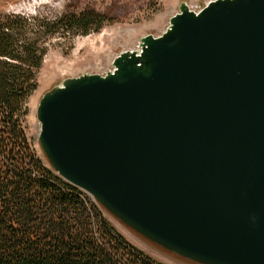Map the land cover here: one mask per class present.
Returning a JSON list of instances; mask_svg holds the SVG:
<instances>
[{"label":"water","instance_id":"water-1","mask_svg":"<svg viewBox=\"0 0 264 264\" xmlns=\"http://www.w3.org/2000/svg\"><path fill=\"white\" fill-rule=\"evenodd\" d=\"M36 115L51 167L142 236L199 264H264V0L182 2Z\"/></svg>","mask_w":264,"mask_h":264},{"label":"trees","instance_id":"trees-1","mask_svg":"<svg viewBox=\"0 0 264 264\" xmlns=\"http://www.w3.org/2000/svg\"><path fill=\"white\" fill-rule=\"evenodd\" d=\"M107 20L94 10L55 18L0 12V264H166L130 242L98 201L46 164L24 125L46 42L88 35Z\"/></svg>","mask_w":264,"mask_h":264},{"label":"rangeland","instance_id":"rangeland-1","mask_svg":"<svg viewBox=\"0 0 264 264\" xmlns=\"http://www.w3.org/2000/svg\"><path fill=\"white\" fill-rule=\"evenodd\" d=\"M210 0H0V12L42 15L55 18L66 11H98L108 20L98 31L67 38L56 35L46 42L48 52L37 74V87L26 102L27 135L37 153L50 165L39 141L40 123L36 109L40 98L67 77L83 73L105 74L114 58L124 50L139 48L148 34H162L182 2L200 10ZM108 220L130 242L166 264H199L177 255L142 236L103 209Z\"/></svg>","mask_w":264,"mask_h":264}]
</instances>
